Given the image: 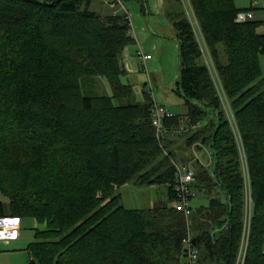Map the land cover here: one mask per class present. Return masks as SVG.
Segmentation results:
<instances>
[{
	"label": "trees",
	"instance_id": "16d2710c",
	"mask_svg": "<svg viewBox=\"0 0 264 264\" xmlns=\"http://www.w3.org/2000/svg\"><path fill=\"white\" fill-rule=\"evenodd\" d=\"M166 1L179 44L173 92L186 113L164 118L158 139L150 93L131 101L127 15L106 0H0V218L44 226L26 247L35 264H184L187 227L196 264H235L241 151L252 200L244 264H264L263 22H237L256 8L235 0ZM181 138L185 148L203 147L208 164L177 161ZM176 164L193 170L194 188L214 194L187 217L175 205ZM125 184L166 185L167 198L125 209L117 191Z\"/></svg>",
	"mask_w": 264,
	"mask_h": 264
},
{
	"label": "rangeland",
	"instance_id": "374dc122",
	"mask_svg": "<svg viewBox=\"0 0 264 264\" xmlns=\"http://www.w3.org/2000/svg\"><path fill=\"white\" fill-rule=\"evenodd\" d=\"M128 1L129 0H121L122 7H116L115 11L122 13V9L128 4ZM251 1L255 2L256 4L254 6V8H256L254 10L255 12H252L255 13V19L263 22V25L258 28V31L260 33H264V0ZM249 2L250 0H235V4L238 8L248 7L250 4ZM96 8H99L98 4H96ZM258 60L262 77H264V54L260 55ZM211 71L212 75L217 77L214 70L211 69ZM134 79L129 80L133 90L131 99L132 102L142 101V91H145L150 93L151 97L153 96L152 99L154 100L155 104L164 106L165 109L171 114L184 115L186 113V108L182 98L177 96L172 91V88L165 90L158 89L156 83L151 79V84L153 85V91H151L147 74L142 71L138 73ZM104 85L105 86L102 93L105 95H110L111 92L109 86L106 83ZM185 123L186 121H183V125H185ZM177 146L179 148L181 147L182 150V152H177V161L182 162L181 158L184 157L185 160L188 159V161L191 162L189 163L190 167L192 162H195L196 160L201 164H208L209 155L203 147L200 149H196L194 146L191 148H185V142L182 138L178 140ZM191 158L192 160H190ZM117 191L121 195V205L125 209L139 210L142 208H148L158 201H165L167 198L166 185L137 186L133 184H125L119 187ZM192 193L193 197L190 201L191 208L206 204V202H208L207 199L214 195H203L197 188L194 187H192ZM0 201H4L5 204H7L6 199L2 195H0ZM1 221H12L13 223H16L18 227L17 229L12 227L4 229V231H7V236L4 234L3 237H0V264H28L31 259L26 251V247L34 240L35 229L42 230L44 229V226L35 224L31 219L0 218V229L3 224Z\"/></svg>",
	"mask_w": 264,
	"mask_h": 264
},
{
	"label": "crops",
	"instance_id": "0c3cea01",
	"mask_svg": "<svg viewBox=\"0 0 264 264\" xmlns=\"http://www.w3.org/2000/svg\"><path fill=\"white\" fill-rule=\"evenodd\" d=\"M168 7L166 0H129L125 6L130 21V33L134 39V43L122 52L126 77L129 81L141 71L144 72L147 74L151 91H153L151 79L158 89L172 88L173 91L178 78L179 44L174 39V30L167 17ZM141 55H149L150 58L143 63ZM220 198L224 200L223 196ZM207 204L208 202L201 206ZM1 222L3 224L0 237L4 234L7 236V231L4 229L11 227L17 229L18 227L12 221Z\"/></svg>",
	"mask_w": 264,
	"mask_h": 264
},
{
	"label": "built area",
	"instance_id": "2783aa9c",
	"mask_svg": "<svg viewBox=\"0 0 264 264\" xmlns=\"http://www.w3.org/2000/svg\"><path fill=\"white\" fill-rule=\"evenodd\" d=\"M107 3L110 8L115 9L116 7H122L121 0H107ZM252 6H255V2L251 1L250 3ZM123 13L125 15L128 14L126 12L125 7H123ZM252 12H239L236 16L237 22H244L245 20L253 18ZM149 55H141V59L143 63L147 59H149ZM214 82L215 86L219 87V82L217 77L214 76ZM219 90V89H218ZM220 92V91H219ZM221 100L223 101L224 109L227 114V117L230 121L231 127L233 128V131L235 133V137L237 140V143L240 145L239 141V134L237 131V128L235 125H233V119L229 112V108L226 105V102L224 100V97H222L221 93ZM173 114L168 112L163 106L153 104L152 106V126L155 128V135L158 139H162L163 135L165 133L164 125H163V119L164 118H171ZM184 128L180 126L177 129V132H183ZM241 155V169L243 174V191H244V214H243V229L241 234V239L239 243V248L235 260V264H244L245 256H246V250H247V243H248V235H249V226H250V220L252 216V200H251V189H250V180L246 165V160L244 157V154L240 153ZM192 180H193V170L188 166L184 164H176L175 165V180L173 184V191L176 197V208L183 212L184 216L187 217L189 214L190 209V201L193 197L192 193ZM183 246H184V252H185V260L184 264H196L197 261V248L193 245L191 235L189 233V228L187 227V235L182 240Z\"/></svg>",
	"mask_w": 264,
	"mask_h": 264
},
{
	"label": "water",
	"instance_id": "95a60500",
	"mask_svg": "<svg viewBox=\"0 0 264 264\" xmlns=\"http://www.w3.org/2000/svg\"><path fill=\"white\" fill-rule=\"evenodd\" d=\"M28 264H35V262L33 260H30Z\"/></svg>",
	"mask_w": 264,
	"mask_h": 264
}]
</instances>
